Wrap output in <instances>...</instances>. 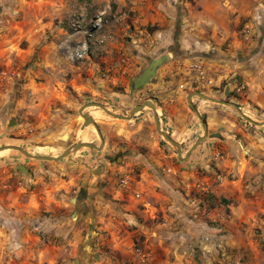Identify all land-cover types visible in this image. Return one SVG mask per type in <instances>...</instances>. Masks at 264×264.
Here are the masks:
<instances>
[{"label": "rangeland", "instance_id": "rangeland-1", "mask_svg": "<svg viewBox=\"0 0 264 264\" xmlns=\"http://www.w3.org/2000/svg\"><path fill=\"white\" fill-rule=\"evenodd\" d=\"M178 2L0 0V195L14 200V209L21 211L13 214L1 209L0 226L8 231L29 229L34 234L37 253H43L50 245L64 247L57 264H84V259L85 264H153L139 226L148 207L144 193L135 185L144 165L132 164L130 159L143 147H134L119 137L123 130L120 135L109 130L111 122L122 119L94 106L86 107L84 113H90L102 131L104 147L108 148L106 163L112 165L108 171L102 169L105 164H98V156L93 158L95 150L104 147L73 148L71 153L85 149L82 155L88 158L87 167L79 165L66 173L61 172L60 165L55 169L52 160L34 159L10 146L34 155L53 156L61 155L77 141L100 147L102 140L96 127H82L84 117L80 110L90 102L122 114L130 113L133 104L146 100L160 106L168 88L172 91L170 99L176 97L177 91L186 100L196 92L230 101L247 93L244 77L235 72L239 62L237 45L224 42L221 32L211 42L182 40L183 12ZM164 55L170 57L155 75L134 89L150 65ZM240 56L248 61L253 55ZM198 67L205 72L204 79H200ZM209 80L213 83L209 84ZM145 109L153 110L148 105ZM231 109L247 122L234 106ZM242 111L253 119V109ZM200 124L203 125L201 120ZM162 130L165 131L163 127ZM169 136L178 141L172 134ZM155 137L176 150L158 131ZM128 150L136 155L125 153ZM118 156H122L119 161ZM63 159L64 165H71L68 157ZM44 162L52 165L53 172L44 168L36 173L34 163ZM210 174L213 182L217 181L214 184L224 182V170L216 168ZM127 177L130 182L123 186L121 179ZM196 180L201 188L194 186ZM185 182L182 192L189 215L219 224L224 232V216L230 213L228 204L233 198L225 199L224 192L214 190V185L202 180V176ZM151 219L157 221L158 212ZM261 219L264 220V213ZM180 229L174 235L181 246L180 256L172 255L167 264H264L262 227L244 229L245 245L240 248H227L223 232L206 229L202 243L215 246V252L204 247L203 251L209 254L207 262L193 258L194 235L190 236L181 226ZM15 238L13 244L17 242ZM74 247L76 250L72 251ZM48 249L45 253H51ZM23 250L24 247L15 254L16 250L10 247V254L13 258L23 257ZM28 252L31 254L33 249ZM67 256L68 260H64ZM41 264L53 263L46 260Z\"/></svg>", "mask_w": 264, "mask_h": 264}, {"label": "crops", "instance_id": "crops-1", "mask_svg": "<svg viewBox=\"0 0 264 264\" xmlns=\"http://www.w3.org/2000/svg\"><path fill=\"white\" fill-rule=\"evenodd\" d=\"M179 2L178 6L183 12V17L180 15L183 26L182 40L196 43L206 40L211 42L213 41L211 38H219L221 32L224 42L231 41L237 45L239 62L235 72L244 77L248 87L245 95L234 96L231 100L246 113L253 109L254 121H264V0H179ZM241 53H252L253 56L250 61H243L240 58ZM255 73L259 75L255 76ZM165 88L167 91V87ZM171 93L168 88L160 106L152 101L156 105L161 127L180 142L184 160H179L177 150L163 145L162 140L155 137L157 128L153 110L145 109L132 119L111 122L109 130H114L115 135H120V130H123L119 137L122 136L121 138L134 147L135 145L143 147L139 154L130 156V159L132 164L144 165L141 178L135 185L137 190L144 193V203L148 207L143 214L145 220L139 226L145 235L143 244L151 250L152 263L167 264L172 255L180 256L181 246L175 242L174 237L181 231L180 226L190 236L194 235L193 258L207 262L209 254L203 250L206 248L214 251L215 246L202 243L201 237L206 234L208 228L213 233L223 232V228L219 224L204 221L201 217L194 218L189 215L187 198H184L182 192L185 181L202 176V180L214 185V190L224 192L225 199L233 198L228 204L230 213L224 216V243L227 248L244 246V229H251L254 226L264 228V220L261 219L264 213V125L241 120L231 109L232 106L224 107L217 102L195 96L192 98L194 105L196 104L200 114L207 118L208 137L191 151L197 139L204 134V125L200 124V119L191 108L188 99L182 97L183 93L177 91L176 97L170 99ZM137 104L139 103L133 104L129 110L131 111ZM108 141L111 142L109 135ZM103 149L95 150L97 153L93 158L98 156L100 158L98 164H105L102 169L108 171L112 165L106 163L108 148L105 146ZM83 152L85 149L70 154L68 160L71 165H64L65 159L54 161L52 164H56L55 169L60 165L61 172L66 173L74 171L79 165L87 167L85 162L88 158L83 157ZM45 162L34 163L36 173L44 171V168L53 172L52 165ZM47 166H51V170ZM216 168L224 170V182L219 185L214 184L217 181L213 182L210 174ZM205 172L209 174L204 175ZM8 198L0 195L2 202L0 210L13 214L21 212L18 208L14 209V200ZM157 212L159 219L154 221L151 218ZM191 215H194L193 212ZM48 230L51 231V227ZM56 230L63 232L61 229ZM12 236L17 239L15 244ZM33 238L34 234L32 235L29 229L10 228L8 231L6 227L0 226V264H41V261L46 260L48 263L57 264L60 251L64 247L50 245L48 246L50 249L47 246L45 249L51 253H45V249L42 250L43 253L41 251L37 253L35 249L37 243ZM10 247L16 250L15 254L24 247L25 250L20 253L24 256L13 258ZM31 248L32 255L28 252ZM73 250H76V247ZM66 259L68 260V256L64 257V260Z\"/></svg>", "mask_w": 264, "mask_h": 264}, {"label": "water", "instance_id": "water-1", "mask_svg": "<svg viewBox=\"0 0 264 264\" xmlns=\"http://www.w3.org/2000/svg\"><path fill=\"white\" fill-rule=\"evenodd\" d=\"M169 57L170 56H165L164 55L163 57L156 59L150 65V67L148 68V70L145 71L143 73V75L136 81V83L134 84L133 88L135 89V88L141 87L144 84H146L149 81V79L155 75V73L158 70V68L160 67V65L162 63H164ZM193 95L200 96L201 98L208 99V100L213 101V102H217V103H221V104H226V105H232V106H234L237 109V111L247 121H250V122L255 123V124H258V125H264V121H262V122H256L253 119H251L250 117H248L242 111V109L235 102H233V101L225 100V99H218L216 97H213V96H210V95H207V94H204V93H200V92L192 93L188 97V102H189L191 108L195 111L196 115L202 121V123L204 125V131L205 132H204V134L202 136H200L197 139V141L191 147V151L194 150L205 138L208 137V125H207V121L202 117V115L200 114V112L198 111V109L196 108V106L194 105V103L192 101ZM146 105H148L149 107H151L153 109L154 113H155V122H156V128H157L158 133L160 135H162L166 140L170 141L176 147L178 158L180 160H184L185 157L182 154V149H181L180 143L177 140H175L172 137H170L165 131L162 130V127H161V124H160V120H159V117L157 115L156 105H155V103L152 100H146V101H144L142 103H139L135 107H133V109L130 111V113H122V114L114 113L108 107H106L105 105H103L101 103H98V102H90V103L85 104L83 106V108L80 110V114L84 117V121H83V126L82 127L84 128V127H86V126H88L90 124H93L96 127V129L98 131V134L100 135L101 140H102V143H101V146L100 147H97L96 145L91 144V143L77 141L73 145V147L67 149L64 153H62L59 156H53V155H34V154L26 151L25 149L21 148V147H18V146H10V147H12L14 149H17V150H19L21 152H23L24 154H26L28 157H31V158L39 159V160H52V161H60L64 157H68L69 158L70 157V153H71V151H72L73 148L74 149H80L82 147H92V148H95V149H102L104 147V137H103L102 131H101L98 123L96 122V120L93 118V116L90 113H84V109L86 107H88V106L100 107L103 110H105L109 115H112L115 118L132 119L134 117V115H136V113L144 111ZM123 150H124V147H121V151H123ZM125 153H131V155H136V152L133 151V150H128ZM120 158L122 159V156H118L117 157V161H119ZM91 239H92V237H91ZM91 239H89V240H91ZM86 262H87V260H86Z\"/></svg>", "mask_w": 264, "mask_h": 264}, {"label": "built area", "instance_id": "built-area-1", "mask_svg": "<svg viewBox=\"0 0 264 264\" xmlns=\"http://www.w3.org/2000/svg\"><path fill=\"white\" fill-rule=\"evenodd\" d=\"M79 51H81V49H79ZM80 56H82V55H80ZM196 70H197V72H198V74H199V76H200V79H204L205 78V72L201 69V68H196ZM198 76V77H199ZM209 82V84H212L213 83V80H209L208 81ZM129 182H130V179L127 177V178H122L121 179V184L123 185V186H126V185H128L129 184ZM194 186H197V187H199V188H201L202 187V185H201V183H200V181L199 180H196L195 182H194ZM229 264H235L234 262H229Z\"/></svg>", "mask_w": 264, "mask_h": 264}]
</instances>
